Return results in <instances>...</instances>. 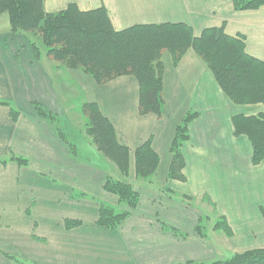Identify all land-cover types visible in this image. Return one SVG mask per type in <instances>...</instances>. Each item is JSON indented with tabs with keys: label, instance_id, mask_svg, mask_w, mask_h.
<instances>
[{
	"label": "crops",
	"instance_id": "0c3cea01",
	"mask_svg": "<svg viewBox=\"0 0 264 264\" xmlns=\"http://www.w3.org/2000/svg\"><path fill=\"white\" fill-rule=\"evenodd\" d=\"M69 4H75L81 11L103 7L116 31L141 24L181 23L189 26L197 37L206 28L224 24L227 35L245 37L246 54L264 61V7L252 12H235L232 0H44L43 9L46 13H57ZM162 60L164 108L160 118L137 115L138 87L131 77H121L101 86L91 77H85L95 92L108 88L122 90L112 95L119 99L116 100L119 104L108 106L112 114H106L99 101L94 99V103L113 123L120 143L129 148V177L125 180L138 188L139 205H146L147 213H157L158 217L157 222L147 218L144 212L139 214V206L134 213L138 217L127 219L120 233L115 231L112 243L117 242L119 234L124 244L127 239L137 237L136 233H142V227L144 233L147 228L148 233L153 230L159 241H173L171 235L162 231L160 223L180 227L182 196L192 200L205 196L218 206L231 230L230 239L240 245L239 252L264 248V161L256 166L252 164L249 141L245 136H234L232 126L233 116L256 115L263 111V106L232 104L211 72L191 51L174 67L168 54ZM46 70L39 67L25 35L0 31V101L9 103L18 112L13 122L10 109L0 105V264L12 258V254L36 253V237L43 239L41 234H36L37 222H33L38 209L36 205H27L28 200L23 204L22 193L50 192L32 180H45L49 188L66 190L64 198L68 197L65 200L71 210L61 213L59 220L80 224L69 230L64 227L66 233L86 222L97 225V201L113 208L118 205V200L103 190L108 174L115 173V179L123 180L114 166L106 160L99 166L92 160L79 159L76 153L72 156L54 127L35 115L33 103L41 104L46 112H53L50 100L54 86ZM129 88L134 90L131 111L123 108L124 101H121L122 96L129 95ZM115 105H119V116L113 114ZM187 113L199 116L189 125V139L181 147L185 181L179 182L168 178L170 146L179 121ZM69 133L67 136L63 133L65 140L75 147L72 131ZM148 140L159 159L153 181L137 178L134 167L135 149ZM87 141L91 143L90 138ZM91 150L94 159L95 147ZM87 200H92L91 205L85 203ZM150 205H157L158 210H152ZM84 207L90 210L88 215ZM215 241L217 245L209 243V246L216 255L226 258L229 251L220 245L226 241ZM172 255L175 257L173 252L169 254Z\"/></svg>",
	"mask_w": 264,
	"mask_h": 264
},
{
	"label": "trees",
	"instance_id": "16d2710c",
	"mask_svg": "<svg viewBox=\"0 0 264 264\" xmlns=\"http://www.w3.org/2000/svg\"><path fill=\"white\" fill-rule=\"evenodd\" d=\"M43 3L44 0H0V16L7 15L11 34L37 36L49 61L89 75L96 85H106L121 77L134 78L138 87L139 117H161L163 55L168 54L176 66L187 52H193L232 104L263 106V111L257 115L233 116L232 126L234 136H245L249 141L252 164L256 166L264 161V61L246 54L243 36L227 35L222 25L205 29L196 37L189 26L181 23L141 24L116 31L103 7L81 11L75 4H69L60 12L46 13ZM232 5L235 11L257 10L264 6V0H233ZM30 46L37 58L36 47L33 43ZM0 105L10 109L11 120L15 122L18 112L9 103L0 101ZM32 107L37 118L52 125L70 154L75 156V147L67 143L64 134L53 125L57 124L58 118L46 112L39 103H33ZM80 112L86 120L85 133L91 144L117 173L125 176L129 171L130 151L120 143L113 123L95 103L83 104ZM194 117V114L185 116L175 129L170 146L168 178L171 180L185 181L181 147L188 139V124ZM134 159L138 178L150 179L155 175L159 159L150 140L135 149ZM16 161L23 163L22 160ZM132 189L128 182L110 177L103 185L105 192L126 202L130 209L138 201V194ZM97 204L98 226L114 229L127 217L126 213H117L109 205ZM79 225L76 221H64L68 230ZM210 264H264V248L237 253L227 260Z\"/></svg>",
	"mask_w": 264,
	"mask_h": 264
},
{
	"label": "rangeland",
	"instance_id": "374dc122",
	"mask_svg": "<svg viewBox=\"0 0 264 264\" xmlns=\"http://www.w3.org/2000/svg\"><path fill=\"white\" fill-rule=\"evenodd\" d=\"M263 7H260L257 10ZM257 10L234 11L252 12ZM9 28L7 15H1L0 31H8L10 33ZM201 33L198 36H200ZM25 36L27 37L29 44L31 45V43H33L34 47H36L38 56L37 58L35 57L33 52L34 49L32 50L33 56L38 62L39 67L42 69L44 68L45 70L47 69V76L51 78L54 86L50 100L52 102L51 106L53 111L51 114H54L58 119L57 124L53 123V125L58 127L61 133L66 134V136L70 134V131H72V136H70L74 138L76 147L75 153L79 159L86 161L92 160L101 166L105 159L99 152L96 151V149V158L92 159L91 148H94V146L87 141L88 137L85 133L86 120L83 118L80 109L83 104L94 103L95 100H97L100 102L102 109L106 114H112V111H110L108 106H112V104H119L117 102L119 99L117 97L115 99L112 95L116 91L122 92V90H110V88H108V90H102V92H95L87 84L88 78L85 77H88L89 75H86L78 70H70L60 65H52L51 61L47 59L46 49L44 48L40 39L37 36ZM245 41L246 39L244 37V46ZM172 65L174 67L173 62ZM40 75L42 76V74ZM38 78L40 77L38 76ZM131 79L135 83L134 78L131 77ZM80 80H85V82H81V84ZM133 94L134 90L129 88V95L127 94L126 97L122 96L121 99V101H124L122 107L129 109V111H131V95ZM110 96L112 97L111 99ZM118 106L119 105H115V109L113 110V114H115V116L120 115ZM188 115L193 116V113L185 114L182 119ZM194 115L195 117L192 118L188 124V139L189 125L199 116L197 113ZM182 119L179 122H181ZM62 124L64 126V131L62 129ZM188 139L185 142H187ZM185 142H183V144ZM114 174L115 173H113V175ZM113 175L110 176L108 174L107 177L117 180L114 177L115 175ZM117 175L123 179L119 181H126L125 179L129 177L128 173L125 176H121L122 174L120 173H117ZM24 180L25 179L23 177L22 181L24 182ZM150 180L153 181L155 178L152 177ZM31 182H34L38 187L46 189L48 192H50L47 194L37 192L32 193V195L29 194L30 192L28 191L22 193L23 204L26 202V200H28L26 203L27 205H36V209H38L37 213H35L33 222H37L38 230L36 231V234H41L43 239L36 237V253L26 255V253L22 252L20 256L12 254L11 256L13 257L7 259L4 264H210L215 261L227 260L230 256L241 253L239 252L241 250L240 245H235L236 243L230 239L231 230L225 222V218L222 217L221 213H219L218 206L213 205L210 202V199L205 196L197 200H192L187 196H182L183 205L181 206L182 212L180 227H176L177 225H174L175 227H173L163 222L160 223L162 231L166 233V235H171L173 237L172 239H174L173 241H168V239H166V241H159L157 240V237L154 236L153 230L150 229V232L148 233L147 228V232L144 233V227H142V233H136L137 237L127 239L123 244L122 240L119 238V234L117 242L112 243L114 239V233H116L115 231L120 233L119 230L125 221L131 216L138 217V214H134L138 210L140 211L139 214L144 212L145 216L152 219L153 221L154 219L156 221L158 218L156 215L157 213L155 215H149L147 213L146 205H139V195H137L138 201L133 209H130L126 202L120 201L116 196L113 195L118 200L117 208H114V210L117 211V213L127 214V217L123 221L118 222L114 229H106L98 225H90V223L86 222L76 230L66 233L64 230V221H60L58 217L61 213L71 210L70 206L67 204L68 202L65 200L68 197L65 196L64 198V195H66V190L59 187L49 188L47 181L45 180L39 179L32 180ZM132 190L136 193L139 192L138 188H134V186ZM161 190L166 191L164 188ZM162 194H164V192ZM76 197L77 196L75 195V198ZM85 203H87V205H91L90 203H92V200H87ZM97 203L109 205L101 201H97ZM161 206L165 207L168 205ZM150 207L152 210H158L157 205H150ZM151 208L149 211H152ZM84 212L86 213L85 215H88L90 210L87 209V207H84ZM43 213H48L46 215L48 218L42 215ZM40 215H42L44 218ZM173 231L176 232V234ZM217 239H223L226 241L224 244H220L229 251L226 258L223 257L222 259L220 256L216 255L217 253L211 249V246H209V243L212 245H217L218 243L215 241ZM227 239L230 240L228 241ZM175 243L176 245L172 249V246ZM171 252L175 254V257L174 255L169 256Z\"/></svg>",
	"mask_w": 264,
	"mask_h": 264
}]
</instances>
